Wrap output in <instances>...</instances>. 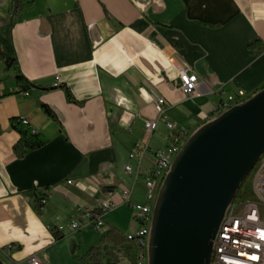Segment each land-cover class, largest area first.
<instances>
[{
	"label": "crops",
	"instance_id": "0c3cea01",
	"mask_svg": "<svg viewBox=\"0 0 264 264\" xmlns=\"http://www.w3.org/2000/svg\"><path fill=\"white\" fill-rule=\"evenodd\" d=\"M21 3L15 16L14 0H0V27L12 24L13 58L33 85L18 88L0 43V258L77 264V254L97 246L110 229L125 236L136 227L121 193L130 192L131 204L145 203L154 154L181 141L180 132L191 135L216 118L227 96L250 98L264 87V0ZM254 43L258 50L249 49ZM181 69L198 79L190 97L180 88ZM159 97L176 129L158 122L149 135L144 119L156 120ZM13 119L25 120L46 145L16 158ZM136 144L148 145L138 180L124 170L136 166L128 158ZM39 198L46 201L40 208ZM100 202L116 205L101 216L103 231H70L74 218ZM57 224L64 227L60 234L50 230ZM9 246L16 249L7 255Z\"/></svg>",
	"mask_w": 264,
	"mask_h": 264
},
{
	"label": "water",
	"instance_id": "95a60500",
	"mask_svg": "<svg viewBox=\"0 0 264 264\" xmlns=\"http://www.w3.org/2000/svg\"><path fill=\"white\" fill-rule=\"evenodd\" d=\"M263 155L264 89L182 145L157 194L147 264H210L225 212Z\"/></svg>",
	"mask_w": 264,
	"mask_h": 264
},
{
	"label": "built area",
	"instance_id": "2783aa9c",
	"mask_svg": "<svg viewBox=\"0 0 264 264\" xmlns=\"http://www.w3.org/2000/svg\"><path fill=\"white\" fill-rule=\"evenodd\" d=\"M178 79L185 97H190L198 91V79L189 70H179ZM248 99L243 92H238L235 96H227L216 109L217 116ZM164 105L165 100L163 98L159 97L154 100L153 107L157 118L156 120L144 119V129L147 134L150 135L155 131L158 122L165 123L168 130L175 131V124L170 123L165 116ZM22 123L28 126L25 120H22ZM31 132L35 133L33 130ZM190 136L186 132H180L181 141L154 154V161L147 173L148 178L144 181L146 189L144 204H131L130 192L122 191L121 193L120 199L124 205L130 208L132 222L136 226L125 235L136 257V264H147L152 214L159 188L168 174L174 158ZM147 151V144H136L128 156L130 160L136 162V166H126L124 170L135 180L141 176V160ZM256 166V175L252 179L254 200L235 203L229 208V211L225 212L213 241L210 264H264V178L261 176L264 172V155ZM39 199L40 205L43 207L46 201L44 198ZM115 208L116 205L113 202H100L96 209L85 211L81 217L74 218L68 227L72 232L102 230L104 223L101 216ZM98 212L100 213L99 216L96 215ZM50 230L54 234H60L64 227L57 224ZM15 249L16 247L9 246L5 249V253L9 255ZM28 263L40 264L36 257H30Z\"/></svg>",
	"mask_w": 264,
	"mask_h": 264
},
{
	"label": "trees",
	"instance_id": "16d2710c",
	"mask_svg": "<svg viewBox=\"0 0 264 264\" xmlns=\"http://www.w3.org/2000/svg\"><path fill=\"white\" fill-rule=\"evenodd\" d=\"M15 7L14 12L15 16H17L22 9L21 0H14ZM12 24L9 21H3L0 27V43L3 48L8 53V62H9V69L14 66L15 68V83L21 91H28L32 84H30L20 73L16 60L13 58V47L11 44L10 32H11ZM249 49L258 50V44L254 43L249 46ZM64 91L65 97L68 102H73L69 91L65 87H61ZM261 88V90H263ZM45 114L50 117L51 119H55L53 113L47 108L46 106H42ZM11 127L12 129L18 133L19 140L13 147V154L16 158L20 159L23 158L29 151L38 150L44 147L47 143L46 139L39 136L36 133H32L31 129L22 123V120H11ZM256 168L253 169L251 174L246 178V180L240 186L235 200V203H243L247 201H253L254 195L252 191V179L256 173ZM38 208L41 207L40 199L37 200ZM96 215H100L98 212ZM56 238H60L59 235H55ZM129 245L126 237L121 234L120 232L110 229L104 236H102L99 240V244L95 247L90 248L86 251L81 257H77L78 264H118L117 261H114V258L108 254L105 249L110 248L115 253H123L126 256L130 254ZM136 264V263H131Z\"/></svg>",
	"mask_w": 264,
	"mask_h": 264
},
{
	"label": "rangeland",
	"instance_id": "374dc122",
	"mask_svg": "<svg viewBox=\"0 0 264 264\" xmlns=\"http://www.w3.org/2000/svg\"><path fill=\"white\" fill-rule=\"evenodd\" d=\"M255 175H256V173H255ZM254 175V176H255ZM262 176V178H264V172H263V174L261 175ZM263 221H264V217H263ZM100 231H103V229L102 230H99V231H97V230H95V231H92L91 233H88V234H96V233H100ZM129 245L127 244L126 245V247H128ZM106 250L108 251H106L108 254H110V256L112 257V258H114V261H117L118 263H120V261H122L121 262V264H124L125 262L124 261H128L129 263L131 262H136V257L133 255H131V256H126V255H124V254H120V253H115V252H113V250L112 249H110V248H106ZM118 255H120V256H118ZM82 255L81 254H77V257H81ZM77 264H78V261H77Z\"/></svg>",
	"mask_w": 264,
	"mask_h": 264
},
{
	"label": "bare ground",
	"instance_id": "6f19581e",
	"mask_svg": "<svg viewBox=\"0 0 264 264\" xmlns=\"http://www.w3.org/2000/svg\"><path fill=\"white\" fill-rule=\"evenodd\" d=\"M235 204L232 202V204H230V206L227 208L226 211H229V208H231L232 206H234Z\"/></svg>",
	"mask_w": 264,
	"mask_h": 264
}]
</instances>
